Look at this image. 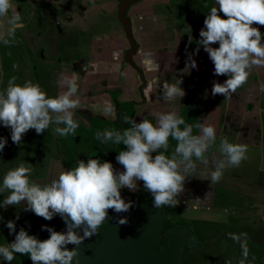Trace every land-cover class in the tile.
Returning <instances> with one entry per match:
<instances>
[{
    "label": "clouds",
    "instance_id": "clouds-1",
    "mask_svg": "<svg viewBox=\"0 0 264 264\" xmlns=\"http://www.w3.org/2000/svg\"><path fill=\"white\" fill-rule=\"evenodd\" d=\"M215 4L218 7H211L205 16L197 44L203 47L213 63V75L227 77L223 83L213 81L211 94L230 98L247 83L253 67H264L262 33L257 27H252L254 23L264 26V0H215ZM16 9L14 0H0V42L4 45L11 44L16 31L25 27ZM220 13L226 18H222ZM188 31L191 33L190 26ZM188 39L192 41L191 35ZM213 44L219 46L212 47ZM198 52L199 48L195 50ZM196 68L195 59L189 55L181 71L188 73ZM82 70H87L84 65ZM15 81L16 77H11L7 87L0 92V125L10 128L14 144L20 145L23 135L30 129L39 135L53 123L65 125L54 129L58 135L74 136L79 125L73 119V110L79 106V98L78 84L73 79L63 77L59 83L67 90L54 98L48 97L38 83L26 81L20 85ZM181 84V79L175 84L153 80L156 89L162 85V98L169 102L185 96ZM261 91H264V85H261ZM109 111L115 115L113 110ZM123 120L130 127L122 133L108 129L95 133L97 140L126 146V150H120L116 156L123 171H116L108 161L89 158L87 162L78 160L76 167L62 170L57 178L44 185L30 180L32 169L29 163L26 166V162H22L6 172L0 193L8 191L9 194L0 208L24 202L25 211H31L44 220L50 221L59 215L66 230L58 232L42 225L41 229L46 230L49 237L39 240L24 228L17 232L15 221L8 220L5 226L10 235L15 233V238L11 243L0 245V257L4 261L10 264L16 258L14 254L18 253L28 255L32 264H72L74 258H78V246L109 221V209L122 213L134 206L133 201L126 202L122 198L120 190L138 191L137 181H142L144 189L151 193L154 209L163 206L174 208L180 203L179 197L185 192V183L196 169V162L205 167L209 164L206 153L216 141L215 127L197 123L195 127L200 134L193 135V125L186 124L175 111L156 113L155 125L148 119L137 123L135 119L124 116ZM181 125H184L183 130ZM169 137L177 141L170 157L165 154ZM6 143V138L0 137V152ZM218 151L221 158L213 157L214 170L209 175L211 183L219 182L226 168L237 167L247 158V145L230 143L227 137L221 138ZM16 219H19L18 215ZM117 223L126 224L127 218H121ZM76 229H80L82 235ZM228 236L240 243L243 258L239 264H245L247 234L229 233ZM67 245L77 247L69 250ZM225 264H231V261Z\"/></svg>",
    "mask_w": 264,
    "mask_h": 264
},
{
    "label": "crops",
    "instance_id": "crops-1",
    "mask_svg": "<svg viewBox=\"0 0 264 264\" xmlns=\"http://www.w3.org/2000/svg\"><path fill=\"white\" fill-rule=\"evenodd\" d=\"M124 1L129 3L121 17ZM14 3L25 27L16 31L13 41L23 44L30 40L36 44L35 55L28 56L30 63L40 62L31 69L36 80L38 72L33 70L46 59L47 51L53 50L55 40L56 45L61 43L59 51H55L61 59L56 63L47 61L42 67L46 68L44 74L50 76L48 82L51 90L56 91V95L52 92L54 96L67 90L59 83L63 77L78 84L79 106L73 114L112 116L111 109L118 115V108L125 104L123 115H127L130 104L137 123L148 119L155 125L156 113L175 111L181 116V108L191 107L196 123L210 124L216 130V141L206 153L208 171L214 170L213 157L221 158L218 149L222 137H227L230 143L247 145V158L237 167L226 168L224 174L228 182L238 176L244 195L264 204V91H261L264 67H253L247 83L230 98L211 94L213 81L223 83L227 77L213 75L214 65L197 41L205 16L211 7H218L215 0L201 5L187 0L182 4L179 0H14ZM252 27L259 29L264 42V27L255 23ZM58 37L60 40L54 39ZM66 44L74 45L70 63L64 60L69 52ZM189 55L195 59L197 68L183 73ZM83 65L86 71L82 70ZM45 68H41L40 74ZM55 71L60 76L58 81L52 77ZM154 79L171 84L181 79L185 96L171 102L163 100L162 85L156 89ZM36 82L39 84V80ZM196 130L199 135L200 130ZM196 163V169L204 166Z\"/></svg>",
    "mask_w": 264,
    "mask_h": 264
},
{
    "label": "flooded vegetation",
    "instance_id": "flooded-vegetation-1",
    "mask_svg": "<svg viewBox=\"0 0 264 264\" xmlns=\"http://www.w3.org/2000/svg\"><path fill=\"white\" fill-rule=\"evenodd\" d=\"M184 0H179V3H183ZM186 1V0H185ZM187 2H193L196 5L202 3L212 4L213 0H187ZM129 110L127 115H123V108L125 104L120 105L118 108V115L112 116H97V115H74L73 119L78 123L79 127L73 135L60 136V154H61V169L59 173L64 169H70L77 166L78 160L87 162L89 158L100 159L101 162L108 161L112 163L113 168L116 171H123V167L116 161L111 160L107 157V151L114 144L112 141L102 142L101 140L95 139V133L97 131L103 132L105 129L120 131L121 133L127 127H130L124 122L123 117L128 116L134 119L133 107L128 104ZM194 112V111H193ZM130 114V115H129ZM181 117V116H180ZM193 127H195L196 116H193ZM153 123V121H151ZM65 125H62L64 127ZM36 134V132L34 133ZM37 140H41L39 146H35L34 151L40 150L43 147L49 145L54 138V132L51 127L45 130L42 134H36ZM193 135H198L197 130L193 131ZM169 144L166 151V155L171 156L174 152L177 141L169 137ZM117 147V144L115 145ZM122 149L126 150V146H122ZM163 151V150H161ZM153 156L155 153L152 154ZM194 159V157H193ZM200 169H195L192 176L187 179L185 183V192L179 197L180 203L172 208L168 206L161 207L164 215V228L162 237L168 238V234L176 227L188 226L195 236V242H188L184 245L183 257L188 249L197 248L198 245V233L203 236V233L207 235L209 232L212 233L214 230H228L231 233H244L245 227H254L257 231H264V211L261 213L260 209L256 207L258 205L264 206L263 203L254 202L252 196L244 195L240 186V179L238 176L232 178L231 182L226 180L225 174L223 173L222 179L217 183H211L209 180L210 172L208 167L200 166ZM58 174L52 175V178L48 180L50 183L53 179L58 177ZM236 175V174H235ZM47 183V184H48ZM2 184V180H0ZM139 190L132 192L127 188L121 189L122 198L127 201H133L135 203L153 202V197L149 191L144 189L143 182L137 181ZM8 191L0 193V204L3 199L8 195ZM247 204V206H246ZM134 206L129 210L132 212ZM170 212L174 219V222L170 221ZM260 212V213H259ZM119 213H115L113 210H108V215L111 218L116 217ZM19 219H16V216ZM0 216L3 220L0 221V245H5L14 241L15 233L9 234V230L5 226L6 221L14 220L16 225V231L20 228H24L29 235L36 236L39 240H45L49 237V233L46 230H42L41 226H47L53 228L58 232L66 230V226L59 215H55L52 220H44L41 217L31 214L24 210V206L20 204L14 206H8L7 208H0ZM258 219L262 221L263 228H259L260 224L253 222L252 225H245L244 218L250 217L252 219ZM247 224V223H246ZM248 229V228H247ZM77 233L82 235L80 229H76ZM257 235V234H256ZM253 236H250L251 240ZM261 238L257 237V244L247 243L248 256L247 260L250 259V263L258 264L257 255L261 256L260 251H264V244H260ZM69 245H67L68 247ZM190 251V250H189ZM16 258L10 262V264H32L28 255L14 254ZM253 259V260H252ZM245 261V262H246ZM182 262V261H181ZM0 264H9L0 257ZM264 264V263H263Z\"/></svg>",
    "mask_w": 264,
    "mask_h": 264
},
{
    "label": "rangeland",
    "instance_id": "rangeland-1",
    "mask_svg": "<svg viewBox=\"0 0 264 264\" xmlns=\"http://www.w3.org/2000/svg\"><path fill=\"white\" fill-rule=\"evenodd\" d=\"M262 27L264 26H261V28ZM60 38L61 37L54 39L60 40ZM57 41L58 40H55L54 45H52L51 47L53 48V50L51 52L47 51L46 55H44V58L46 59L41 60L42 63L40 64V67H38L36 70H33L38 72L37 80H39V85L42 87V90L46 92L48 97L52 98L56 97L52 94L53 92L56 95V91L55 89L51 90V84L50 82H48L50 80V76L44 74V70H46V68L42 67V65L46 64L47 61H53L54 63H56L57 60L59 61L61 59V57L59 58L57 53L55 52L56 50L59 51L58 48L61 46V43L56 45V43H58ZM30 42V40H27L26 43L22 44L19 42V44L13 41L9 45H4L3 43H1L0 92L4 91V89L7 87L9 79L13 76L16 77L15 82L20 85H23V83L26 81H31L33 83L37 81L36 75L32 74L31 69L36 68L35 66H38V63L40 62L39 60H36L32 63L29 62V59L31 58L28 56H31L30 54L35 55L37 49L36 44ZM42 45L44 46V42L42 43ZM73 46V44H66V48L69 52L64 55V60L68 63H70L72 60V53L70 52V50H72ZM41 68H45L43 69L42 74H40ZM52 77H54V81H58L60 79V76L56 71L52 74ZM57 84L55 87H57ZM74 115L75 114H73V116ZM62 125L63 124L58 125L55 123L50 125L52 131L54 132L53 141L49 145L37 151L31 149L41 144V140L39 139L38 141V136L34 134V129H30L26 134H24L21 144L16 145L11 140L10 128H6L0 125V137H4L7 140L5 148L2 152H0V180L3 181V177L9 169H13L20 163L26 162V166H28L27 163L31 164L32 170L29 177L30 180L41 185L47 184L48 180L52 178V175L58 174L59 170L61 169L62 161L59 151L60 135H58L54 131V129L56 127H62ZM21 205L24 207L26 206L24 202H21ZM256 205V207L260 209L258 211L262 213L264 211V206H260L258 204ZM27 212L34 214L31 211ZM172 214L173 213L170 212V216ZM176 220L177 219H174L172 216L170 217L171 222H174ZM253 220L257 222L256 224H260L259 228H263V224L260 223L262 221L258 222L257 216L256 219L252 220L250 217H246L244 218L243 222L245 223V225H252L253 222H255ZM229 233L231 232H228V230H214L212 233L209 232L207 235L203 233V238L200 241L199 246L196 249H190V253L187 255L188 260L186 264H225L226 261H231V264H239V261L243 258L242 248L240 243H237L229 238ZM244 233L247 234L246 240H248L250 236L264 238V232L262 233V230L257 231L252 226L245 227ZM263 241L264 240H260V243H263ZM250 262V259H248L245 264H251ZM252 264H256V261H254V263Z\"/></svg>",
    "mask_w": 264,
    "mask_h": 264
},
{
    "label": "water",
    "instance_id": "water-1",
    "mask_svg": "<svg viewBox=\"0 0 264 264\" xmlns=\"http://www.w3.org/2000/svg\"><path fill=\"white\" fill-rule=\"evenodd\" d=\"M129 1L120 7L121 17ZM127 218L126 224L117 221ZM164 215L152 201L134 204L132 212H122L109 219L91 238L78 246V258L72 264H181L184 245L195 242L188 226L176 227L165 245L155 249L163 235ZM74 245L67 248L72 250Z\"/></svg>",
    "mask_w": 264,
    "mask_h": 264
},
{
    "label": "trees",
    "instance_id": "trees-1",
    "mask_svg": "<svg viewBox=\"0 0 264 264\" xmlns=\"http://www.w3.org/2000/svg\"><path fill=\"white\" fill-rule=\"evenodd\" d=\"M191 109H192L191 107H183V108H181V117L185 120L186 124L193 125V122H194L193 120L194 119H193V111H191ZM180 127H181V130H183L184 125H181ZM195 129L196 128L193 127V131H195ZM100 131H102V130H100ZM115 145L116 144L114 143L110 149H105L107 151L106 152L107 153L106 154L107 157L109 159H111V160H116V156H117L118 152L120 150H124V149H122L123 144L117 145V147ZM263 232L264 231L262 230V233ZM197 234H198V240H199L198 241V245H199L200 241L203 238V236L200 233H198V231H197ZM258 236H260V235H258ZM256 240H257V237H253L247 243H249V244H257ZM261 240H264V238L262 237ZM165 244H166V238L162 237L160 242L156 244L155 249L159 250V248L161 246L165 245ZM260 244H264V241H263V243H260ZM189 250L190 249H188L187 252H185V255L183 257V260H182L181 264H186V262L188 260L187 255L190 253ZM260 253H262V255L261 256L257 255L256 259L258 260V264H263L264 263V251L262 250V251H260Z\"/></svg>",
    "mask_w": 264,
    "mask_h": 264
}]
</instances>
